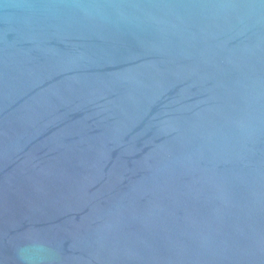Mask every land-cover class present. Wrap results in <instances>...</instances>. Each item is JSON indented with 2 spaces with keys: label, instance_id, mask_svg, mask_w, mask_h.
Wrapping results in <instances>:
<instances>
[{
  "label": "water",
  "instance_id": "obj_1",
  "mask_svg": "<svg viewBox=\"0 0 264 264\" xmlns=\"http://www.w3.org/2000/svg\"><path fill=\"white\" fill-rule=\"evenodd\" d=\"M0 264H264V0H0Z\"/></svg>",
  "mask_w": 264,
  "mask_h": 264
}]
</instances>
